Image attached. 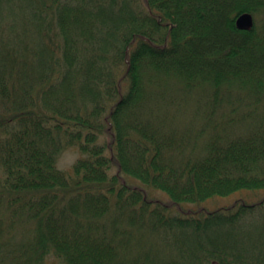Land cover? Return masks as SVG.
Here are the masks:
<instances>
[{"label":"trees","instance_id":"1","mask_svg":"<svg viewBox=\"0 0 264 264\" xmlns=\"http://www.w3.org/2000/svg\"><path fill=\"white\" fill-rule=\"evenodd\" d=\"M242 189L264 0H0V264H264V197L172 209Z\"/></svg>","mask_w":264,"mask_h":264},{"label":"rangeland","instance_id":"2","mask_svg":"<svg viewBox=\"0 0 264 264\" xmlns=\"http://www.w3.org/2000/svg\"><path fill=\"white\" fill-rule=\"evenodd\" d=\"M79 151L75 147H68L66 148L58 159V166L62 169H69L71 168L73 162L79 156ZM133 181V180H131ZM140 182V181H139ZM138 183V182H135ZM142 185L141 183H139ZM143 186V185H142ZM149 188V187H148ZM150 196H156L164 201H170L168 195L160 190L155 189H147ZM264 197V189H242L235 191L228 195H220L214 196L212 198H208L204 201L199 203H189L184 205V207L179 208V206L174 205L172 207L173 211L178 212L180 209L186 208H195V209H215L219 207H223L235 202L238 199H244L250 202L256 201ZM179 208V209H178ZM51 264H60L57 259H51Z\"/></svg>","mask_w":264,"mask_h":264},{"label":"water","instance_id":"3","mask_svg":"<svg viewBox=\"0 0 264 264\" xmlns=\"http://www.w3.org/2000/svg\"><path fill=\"white\" fill-rule=\"evenodd\" d=\"M239 22L240 23H247V24H250L252 22V18L250 15H242L240 18H239Z\"/></svg>","mask_w":264,"mask_h":264}]
</instances>
